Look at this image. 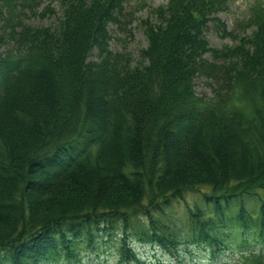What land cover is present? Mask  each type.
<instances>
[{
	"label": "trees",
	"instance_id": "1",
	"mask_svg": "<svg viewBox=\"0 0 264 264\" xmlns=\"http://www.w3.org/2000/svg\"><path fill=\"white\" fill-rule=\"evenodd\" d=\"M53 2L0 0V264H83L114 240L116 264H148L135 242L160 264H264L262 9L239 36L229 0H168L137 60L112 48L130 0Z\"/></svg>",
	"mask_w": 264,
	"mask_h": 264
},
{
	"label": "rangeland",
	"instance_id": "2",
	"mask_svg": "<svg viewBox=\"0 0 264 264\" xmlns=\"http://www.w3.org/2000/svg\"><path fill=\"white\" fill-rule=\"evenodd\" d=\"M131 3L135 5L134 8V20L128 24L127 29L125 30H118L117 28V39L112 42V48L116 51H129L132 53V55L135 57V59L139 60V54L140 50L147 45V40L143 31V28L141 25H139V21L141 18H145L151 9L155 6H158L160 4L167 3L168 0H140V4H136L138 0H130ZM45 3H49L52 6L55 5L56 2H53V0H45ZM230 7L227 10H224L219 13V16L224 20L229 28L235 29L236 34L239 36L244 35L245 31L250 32L252 26L250 23H247L244 27L240 25V22H244V20L249 16V13L252 12L251 7L252 6H259L260 9H262V12L264 13V0H229ZM41 21H37L39 23ZM250 24V25H249ZM249 26H251L249 28ZM208 39L211 43V46L221 48L225 44H232V41L230 38H224L220 36L215 30H210L207 34ZM96 50L93 52V55L91 56V60L96 59ZM208 81H206L204 78H197L195 81V90L200 95H207L211 96L212 91L209 86H207ZM260 194L264 197V191H260ZM188 196V195H186ZM190 199L196 200V196H190ZM264 201V199H263ZM251 209L257 207L256 201L252 200L250 202ZM170 214L173 212V210H176L177 213H179V209L174 205V207L168 208ZM181 212V211H180ZM221 227H225L223 223H220ZM220 227V228H221ZM222 229V228H221ZM226 230L224 231L222 229V233L224 234ZM221 234V233H220ZM104 243L108 242L105 241V239H102V242ZM226 242L229 244L230 242L226 240ZM135 245H137L138 249L145 258L148 260V264H160L159 261H169L173 256L170 253L163 254V249L160 250H154L151 249L150 246H141L138 242H135ZM108 246V247H107ZM106 247L103 245L101 246V253H103L100 260L96 259V255L94 253L90 254L89 256L84 257L83 264H116V256H117V242L114 240L110 244H108ZM105 247V248H104ZM182 247H185V244L182 245ZM83 249V248H82ZM215 249V247H214ZM213 249V250H214ZM259 249V247H258ZM232 248H226L224 251L220 252L215 260L224 262V259L229 260L231 258L232 254ZM264 251V248H263ZM82 251V255H83ZM197 254V253H196ZM196 254H189L186 255V257H183L182 261H179L178 263L176 260H171L170 264H198L197 261L200 260V256ZM199 257V258H198ZM235 257H238L236 254ZM174 258V257H173ZM178 260V259H177Z\"/></svg>",
	"mask_w": 264,
	"mask_h": 264
}]
</instances>
